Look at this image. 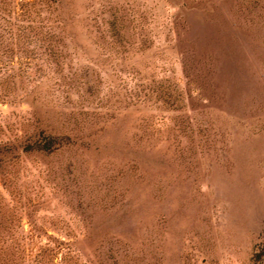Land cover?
I'll return each instance as SVG.
<instances>
[{"label": "rangeland", "instance_id": "1", "mask_svg": "<svg viewBox=\"0 0 264 264\" xmlns=\"http://www.w3.org/2000/svg\"><path fill=\"white\" fill-rule=\"evenodd\" d=\"M0 264H264V0H0Z\"/></svg>", "mask_w": 264, "mask_h": 264}, {"label": "trees", "instance_id": "2", "mask_svg": "<svg viewBox=\"0 0 264 264\" xmlns=\"http://www.w3.org/2000/svg\"><path fill=\"white\" fill-rule=\"evenodd\" d=\"M34 143V145H36L37 146V148H45V147H48V144L46 143V142H44V139H42V138H40L39 140H35V141H33ZM41 142H43L44 144H42V146H40V144H41ZM28 146H27V148L28 147H30L29 145H31V144H27ZM26 147V146H25ZM26 148V149H27Z\"/></svg>", "mask_w": 264, "mask_h": 264}]
</instances>
